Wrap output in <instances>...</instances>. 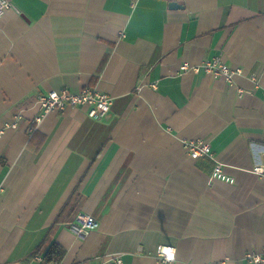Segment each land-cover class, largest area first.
Wrapping results in <instances>:
<instances>
[{
    "label": "crops",
    "instance_id": "crops-1",
    "mask_svg": "<svg viewBox=\"0 0 264 264\" xmlns=\"http://www.w3.org/2000/svg\"><path fill=\"white\" fill-rule=\"evenodd\" d=\"M0 19V264H255L264 252V0H9ZM171 3L181 7L171 8ZM222 56L232 82L181 65ZM253 76L256 80H253ZM95 89L109 115L47 114ZM243 91V93H241ZM210 144L190 158L185 143ZM217 163L232 181L213 177ZM91 214L98 227L70 226ZM264 264V263H262Z\"/></svg>",
    "mask_w": 264,
    "mask_h": 264
},
{
    "label": "built area",
    "instance_id": "built-area-1",
    "mask_svg": "<svg viewBox=\"0 0 264 264\" xmlns=\"http://www.w3.org/2000/svg\"><path fill=\"white\" fill-rule=\"evenodd\" d=\"M11 7L9 0H0V19L4 17L7 10ZM181 72L185 73L192 71L194 73H200L204 71L214 78L224 77L228 82L233 81L235 75L242 74L243 71L239 68H231L226 64L222 56L215 57L213 60L205 62L201 65H191L188 62H184L181 65ZM256 80V77H252ZM243 93V91H241ZM40 106L41 114L36 118V122L40 123L43 118L54 111H65L68 107H84L86 108L87 115L90 118L96 120L105 119L111 112L113 105V98L106 93L99 92L95 89H83L78 93H72L68 90L63 92L51 91L47 94H40L37 100ZM18 124H8L4 129L0 130V136L5 132L6 128H17ZM185 147L189 151L190 158L198 160L201 157H210L215 160L212 155L210 144L201 140H191L185 143ZM223 164L217 163L215 166L213 177L220 178L222 180L232 181L231 178L227 177L223 172ZM260 175H264V168L255 167L252 171ZM98 227V223L95 218L85 212L77 214L75 222L70 226V230L78 237L83 238L90 234L95 228ZM164 249H171L176 258V251L173 246L162 245L157 250V258L160 264H173L175 259L169 261L167 259V253ZM247 258L255 264L264 263V252L248 254ZM34 264H45L44 256L37 254L33 258ZM117 264H121V260L116 261ZM30 264V263H21ZM47 264H56L54 262ZM62 264V262L60 263Z\"/></svg>",
    "mask_w": 264,
    "mask_h": 264
},
{
    "label": "trees",
    "instance_id": "trees-1",
    "mask_svg": "<svg viewBox=\"0 0 264 264\" xmlns=\"http://www.w3.org/2000/svg\"><path fill=\"white\" fill-rule=\"evenodd\" d=\"M35 256V255H34ZM65 256V249L57 243L52 244L44 253L45 264L54 262L60 264Z\"/></svg>",
    "mask_w": 264,
    "mask_h": 264
},
{
    "label": "clouds",
    "instance_id": "clouds-1",
    "mask_svg": "<svg viewBox=\"0 0 264 264\" xmlns=\"http://www.w3.org/2000/svg\"><path fill=\"white\" fill-rule=\"evenodd\" d=\"M164 251L167 253V259L169 261H172L175 259L174 253L171 249H164Z\"/></svg>",
    "mask_w": 264,
    "mask_h": 264
},
{
    "label": "water",
    "instance_id": "water-1",
    "mask_svg": "<svg viewBox=\"0 0 264 264\" xmlns=\"http://www.w3.org/2000/svg\"><path fill=\"white\" fill-rule=\"evenodd\" d=\"M170 7L171 8H177V7H181V6L177 3H171Z\"/></svg>",
    "mask_w": 264,
    "mask_h": 264
}]
</instances>
